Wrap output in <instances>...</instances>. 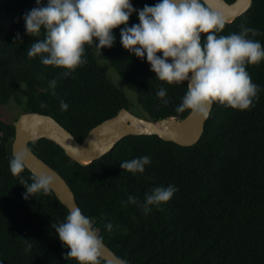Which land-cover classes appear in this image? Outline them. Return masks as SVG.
Returning a JSON list of instances; mask_svg holds the SVG:
<instances>
[{
    "label": "trees",
    "instance_id": "trees-1",
    "mask_svg": "<svg viewBox=\"0 0 264 264\" xmlns=\"http://www.w3.org/2000/svg\"><path fill=\"white\" fill-rule=\"evenodd\" d=\"M157 2L132 0L137 9ZM36 6V0H0V106L14 101L21 107L20 115L31 111L52 115L82 142L94 126L132 106L108 75L106 61L136 93L143 108L138 115L159 120L190 113L175 111L187 82L157 79L146 59L120 43L123 25L113 30V47L86 45L87 63L67 78L61 75L63 69L43 65L39 57L29 58L27 50L43 36L26 33L23 15ZM136 23L134 13L129 25ZM241 25L258 29L260 35L249 37L264 46V0H254L218 35L239 33ZM246 70L259 86L254 107L240 111L214 104L202 138L192 146L158 135H129L87 165L46 138L30 147L65 177L99 237L127 264H264V61ZM53 79L55 94L49 87ZM161 87L167 90L166 105L156 95ZM61 99L68 104L67 111L60 109ZM17 119L10 121L0 113V264H78L66 258L70 249L53 227L64 222L69 209L52 189L25 199V186L11 174ZM145 155L152 163L143 174L120 167L125 160ZM31 174L27 169L21 175L31 183ZM168 185L178 191L147 214L136 205H125L129 195L142 201L153 187ZM109 221L119 227L106 230ZM100 261L110 264L101 257Z\"/></svg>",
    "mask_w": 264,
    "mask_h": 264
},
{
    "label": "clouds",
    "instance_id": "clouds-1",
    "mask_svg": "<svg viewBox=\"0 0 264 264\" xmlns=\"http://www.w3.org/2000/svg\"><path fill=\"white\" fill-rule=\"evenodd\" d=\"M36 5L23 15L25 30L43 39H35L27 56L39 57L45 66L63 69L65 78L87 63L86 45L95 43L101 50L113 47V30L123 25L120 43L131 54L146 59L157 79L177 85L187 82L177 113L190 110L207 119L216 103L244 111L254 107V100L259 98V86L246 68L264 61V46L249 37L260 35V31L241 25L239 33L218 35L226 26V18L209 8L205 0H158L142 9L135 8L132 0H46V4L45 0H36ZM134 13L139 23L129 25ZM56 85L57 80L50 81L53 94ZM156 95L163 104L168 103L165 88ZM68 107L61 99L60 109L67 111ZM30 159L27 150H20L14 151L9 161L11 174L26 188L25 199L49 194L57 179L54 173L32 172V182L27 183L21 174L29 169ZM151 163V157L145 155L125 160L120 167L137 175L145 173ZM177 191L175 185L155 186L142 201L129 195L125 205H136L147 214L153 206L169 202ZM53 227L64 247L70 249L66 258H74L78 264H101L103 241L91 218L79 207L69 209L64 222ZM118 227L110 221L105 223L110 232Z\"/></svg>",
    "mask_w": 264,
    "mask_h": 264
},
{
    "label": "water",
    "instance_id": "water-1",
    "mask_svg": "<svg viewBox=\"0 0 264 264\" xmlns=\"http://www.w3.org/2000/svg\"><path fill=\"white\" fill-rule=\"evenodd\" d=\"M253 1L235 0L230 3L227 0H205V3L209 8L219 11L226 21L231 23L246 13L251 8ZM213 107L214 105L212 110ZM211 113L207 119L190 112L183 118L166 117L152 120L123 107L116 115L94 126L85 139L80 142L52 115L36 111L25 112L16 121V135L12 151L27 150L31 154L29 170L37 173H54L57 179L52 190L57 198L68 209L73 207L81 209L76 194L68 181L57 169L33 151L30 147L31 142L41 138L49 139L61 146L74 161L87 165L112 151L123 138L129 135H158L166 141L192 146L202 138ZM33 132H35V136ZM82 214L84 213L82 212ZM101 258L110 264H127L104 241Z\"/></svg>",
    "mask_w": 264,
    "mask_h": 264
},
{
    "label": "rangeland",
    "instance_id": "rangeland-1",
    "mask_svg": "<svg viewBox=\"0 0 264 264\" xmlns=\"http://www.w3.org/2000/svg\"><path fill=\"white\" fill-rule=\"evenodd\" d=\"M103 63L105 64L108 75L122 90H124L129 99H131V110L136 114H141V112H143V108L140 104H138L136 93L127 87L113 67H111L106 61ZM0 113H2L5 118L7 117L10 121H13L20 116L21 107L14 101H11L9 104L0 106Z\"/></svg>",
    "mask_w": 264,
    "mask_h": 264
}]
</instances>
